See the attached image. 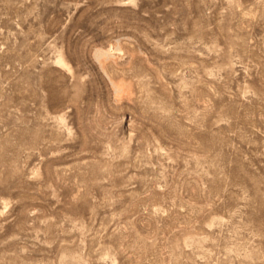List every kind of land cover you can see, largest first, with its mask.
Returning a JSON list of instances; mask_svg holds the SVG:
<instances>
[{"label":"rangeland","instance_id":"rangeland-1","mask_svg":"<svg viewBox=\"0 0 264 264\" xmlns=\"http://www.w3.org/2000/svg\"><path fill=\"white\" fill-rule=\"evenodd\" d=\"M0 264H264V0H0Z\"/></svg>","mask_w":264,"mask_h":264}]
</instances>
